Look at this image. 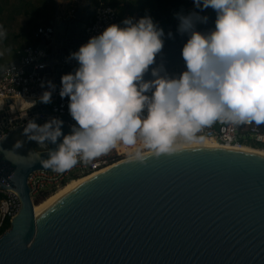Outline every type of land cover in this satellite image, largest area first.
<instances>
[{
    "label": "water",
    "instance_id": "95a60500",
    "mask_svg": "<svg viewBox=\"0 0 264 264\" xmlns=\"http://www.w3.org/2000/svg\"><path fill=\"white\" fill-rule=\"evenodd\" d=\"M93 8V2L81 0L71 17L55 22V58L81 43ZM201 15L208 22L196 28L206 31L214 12L208 8ZM156 23L165 33L156 63L171 75L183 68L186 36L176 33L177 20ZM73 68L58 69L54 83ZM41 112L48 111L36 107L25 114L39 125L46 120L32 116ZM9 116L8 107L0 111L2 149L25 140L20 131L27 120L20 124L14 118L13 126ZM58 119L62 133H69L68 119ZM37 147L26 141L0 152V186L14 191L20 203L0 234V264H264V156L200 147L146 154L143 162L128 157L34 214L27 177L48 170L28 155L38 150L45 158L46 150Z\"/></svg>",
    "mask_w": 264,
    "mask_h": 264
},
{
    "label": "clouds",
    "instance_id": "9594fccd",
    "mask_svg": "<svg viewBox=\"0 0 264 264\" xmlns=\"http://www.w3.org/2000/svg\"><path fill=\"white\" fill-rule=\"evenodd\" d=\"M191 2L194 10L174 13L176 33L186 36L179 73L170 75L156 63L165 33L151 16L108 24L69 52L66 60H74L76 67L60 76L58 89L50 80L41 81L47 90L38 97L40 103H50L53 91L67 97L74 121L69 133H62L58 118L39 125L28 119L20 131L25 140L0 152L34 141L46 157L41 159L38 150L28 155L61 174L107 154L118 143L140 141L158 157L176 151L178 139L196 142V134L216 122L264 125V0ZM208 8L214 12L213 26L198 31L197 24L208 22L201 15ZM4 36L0 29V39ZM167 37L172 38L171 31ZM131 158L143 162L144 156L137 148Z\"/></svg>",
    "mask_w": 264,
    "mask_h": 264
},
{
    "label": "built area",
    "instance_id": "2783aa9c",
    "mask_svg": "<svg viewBox=\"0 0 264 264\" xmlns=\"http://www.w3.org/2000/svg\"><path fill=\"white\" fill-rule=\"evenodd\" d=\"M89 1L94 4L93 13L88 16L84 24V37L79 45L85 43L89 36L99 33L108 24L119 23L125 17H138L135 14L131 16L122 14L117 8L106 4L102 0ZM71 8L65 17L62 18L57 15L51 24L37 27L34 37L39 40L38 44L22 47L17 52V61L8 64L0 72V111L5 107L9 108L11 112L9 123L13 126L14 118H19L20 124H23L29 119L25 111L36 107H43L48 112H41L32 117L48 120L51 117L58 118L65 116L68 120L64 121V123L67 125L74 123L68 115L67 97L61 99L57 91H53L50 103L43 104L38 100L42 91L47 90L46 85L44 88L41 87V81L50 80L54 83V77L58 69L64 66L76 67V62L74 60H66L67 56L65 55L55 58V22L63 20L66 17H71L76 10L74 6ZM185 10L190 11L194 9L193 7H186ZM41 41L43 42V48L39 47ZM182 69H178L174 73H179ZM55 85L58 89L59 85ZM7 100L10 102L6 103ZM34 100L36 102L32 104ZM196 135L197 138L205 137L222 147L256 145L258 147L254 148L264 149V125L242 124L233 126L227 123L216 122L210 127L203 128ZM179 141L181 140L178 139L176 142ZM246 141H250L253 144L250 145ZM137 148L141 151L145 150L140 141H137V144L133 146H125L118 143L107 154L87 164L78 162L73 168L61 174L43 169L32 171L27 177V185L32 202L44 194L49 195L55 192L72 179L101 172L120 161V158L132 157ZM19 206L20 203L16 193L11 189H4L0 186V228L6 222H10L11 218L17 213Z\"/></svg>",
    "mask_w": 264,
    "mask_h": 264
},
{
    "label": "trees",
    "instance_id": "16d2710c",
    "mask_svg": "<svg viewBox=\"0 0 264 264\" xmlns=\"http://www.w3.org/2000/svg\"><path fill=\"white\" fill-rule=\"evenodd\" d=\"M106 4L117 8L121 11L120 6H122L123 2L126 0H102ZM129 4L127 5V12L131 16L136 14L138 17L144 16L148 14L151 16L154 22L159 21H173L174 13L182 11L183 13H187L186 7L179 5L174 7L169 15V12L161 9L158 4H160L161 0H129ZM169 1V0H168ZM171 1V0H170ZM10 6L11 10L9 13L4 14V8L6 6ZM0 19H9L14 17H22L27 24V29L29 31H35L39 26H46L52 23L55 12H56V3L55 0H17V2H13V0H0ZM37 43V42H36ZM33 43V45H36ZM248 144H253L250 141H246ZM253 147H258L256 145H251ZM144 151V150H143ZM123 158H120V160ZM48 195L44 194L36 199H34V203H39L44 200ZM9 227V222H6L2 228H0V234Z\"/></svg>",
    "mask_w": 264,
    "mask_h": 264
},
{
    "label": "crops",
    "instance_id": "0c3cea01",
    "mask_svg": "<svg viewBox=\"0 0 264 264\" xmlns=\"http://www.w3.org/2000/svg\"><path fill=\"white\" fill-rule=\"evenodd\" d=\"M81 0H68L69 8L64 14L65 6L67 2L65 0H55L56 12L55 16L65 17L67 13L72 9L71 7L77 8V5ZM64 14V15H63ZM54 16V17H55ZM19 17L7 18L6 21L0 22V29H3L5 36L0 39V72L1 70L10 63L17 61V52L24 46L38 44L39 40L34 37L35 31H29L25 21L17 19ZM9 52L12 56L8 57L6 54Z\"/></svg>",
    "mask_w": 264,
    "mask_h": 264
},
{
    "label": "bare ground",
    "instance_id": "6f19581e",
    "mask_svg": "<svg viewBox=\"0 0 264 264\" xmlns=\"http://www.w3.org/2000/svg\"><path fill=\"white\" fill-rule=\"evenodd\" d=\"M176 150L177 149H186V148H200V147H222L220 146L218 143L209 140L205 137H198L196 142L193 143H185L183 141L180 142H176ZM232 149H237L240 151H246V152H251L254 154H258L261 156H264V149H260V148H254L251 146H247V145H242L239 147H229ZM142 155H146V154H151L147 149L144 151H141ZM125 160V158L121 159L120 161H118L117 163H121ZM92 175L94 174H90V175H85V176H81L79 178L76 179H72L71 181H68L65 185L61 186L58 190H56L55 192L49 194L44 200L40 201L39 203L33 204V212L34 214L41 208L47 207L49 205H51L55 200H57L59 197L63 196L64 194H66L68 191H70L71 189H73L74 187H76L78 184H80L81 182L85 181L86 179L90 178Z\"/></svg>",
    "mask_w": 264,
    "mask_h": 264
},
{
    "label": "rangeland",
    "instance_id": "374dc122",
    "mask_svg": "<svg viewBox=\"0 0 264 264\" xmlns=\"http://www.w3.org/2000/svg\"><path fill=\"white\" fill-rule=\"evenodd\" d=\"M12 1V0H11ZM66 2H67V5L65 6V9H64V14L67 12V10H68V8H69V4H68V0H65ZM87 2H89V0H86ZM13 2H17V0H13ZM129 0H126L125 2H123V4H122V6H120L119 8H121V13L122 14H127V15H129L128 14V12H127V5L129 4ZM159 5V7L161 8V9H164V11H167V12H169V15L171 14V12L173 11L172 9L174 8V7H177V6H179V5H182V6H185V7H190V8H192L193 6H192V2H191V0H161L160 1V4H158ZM2 7H0V9H1ZM3 9V8H2ZM10 10H11V7L8 5V6H6L5 8H4V14H7V13H9L10 12ZM120 10V9H119ZM63 14V15H64ZM136 15V14H135ZM17 19H19V22H20V19L23 21L24 19L22 18V17H19V18H17ZM4 20L6 21V19H3V20H1L0 19V22H4ZM174 20H176V19H174ZM173 20V21H174ZM8 57H11L12 55L9 53V52H7V54H6ZM182 141V140H181ZM180 142V141H179ZM146 150V149H145ZM33 203H34V201H33ZM35 204V203H34Z\"/></svg>",
    "mask_w": 264,
    "mask_h": 264
}]
</instances>
